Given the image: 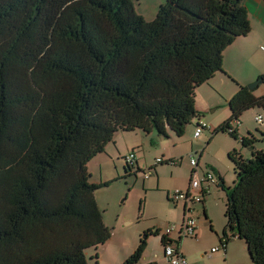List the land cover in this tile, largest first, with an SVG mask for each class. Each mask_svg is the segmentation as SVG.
I'll return each mask as SVG.
<instances>
[{
  "label": "trees",
  "instance_id": "trees-1",
  "mask_svg": "<svg viewBox=\"0 0 264 264\" xmlns=\"http://www.w3.org/2000/svg\"><path fill=\"white\" fill-rule=\"evenodd\" d=\"M135 1L0 0V264H97L111 229L94 192L109 182H92L88 163L119 132L181 138L198 116L196 89L250 31L243 0H164L149 22ZM228 109L212 134L238 146L227 153L233 186L218 178L220 241L230 234L264 264V134L231 127L250 109L264 112V96L238 87ZM159 236L162 253L181 240L147 230L121 264H141Z\"/></svg>",
  "mask_w": 264,
  "mask_h": 264
},
{
  "label": "rangeland",
  "instance_id": "rangeland-1",
  "mask_svg": "<svg viewBox=\"0 0 264 264\" xmlns=\"http://www.w3.org/2000/svg\"><path fill=\"white\" fill-rule=\"evenodd\" d=\"M163 2L164 0H136L135 11L149 22L155 18L158 7ZM259 111L263 112L262 110ZM192 121H195V119ZM192 121L186 126L184 135L181 138L169 134L170 136L166 139L157 137L154 133L151 136L145 135L141 131L124 133L125 136H121L124 139H134V142L139 144L137 148L140 157L139 168L144 173L149 172L151 174L148 179H144L142 174H126L124 171L125 165L121 159L111 161L108 158L107 161L109 163L106 162V170H102L101 173H98L99 169L93 166L94 162L90 164L89 173L92 182H99V174L101 178L104 176L107 178L108 181L104 180V182H109L107 187L100 188L94 192V198L102 213L103 222L105 226L108 224V228L111 229L110 241L97 252L99 264H107V256H105L104 249L108 251L110 245L121 244L123 240L125 243H129L131 240L138 242L140 236L147 230L153 231L160 228L161 231H164L166 227L173 224L176 226L180 225L183 205L182 201L173 199L174 193L177 191L185 193L188 190L191 172L190 158L193 157L196 160L201 149L206 150L211 156V160L218 164L224 187L233 186L235 181L233 165L228 160L227 153H219L218 148L219 146L221 147L224 141L230 144H236V142L225 134L213 136L214 141L212 140L208 145H205L206 142H202V137L198 141L193 140L192 136L195 126ZM206 135L204 134V136ZM112 142L105 149L109 148L114 154L116 153V147ZM98 157H102V155L99 154ZM156 158H170L175 163L156 166L155 175V172L149 169L153 167ZM101 160L105 161L104 156ZM200 162L203 163L204 159H201ZM114 166H116V171ZM205 169V173L207 171V173L213 174L211 170H207L208 167ZM202 172H204V169L201 168L199 173L202 175ZM202 176H204V173ZM212 176L215 179V184L210 186L204 208L206 215L211 221L213 232L209 230V225L207 224L206 229L203 230L202 241L199 245L195 244L194 240L184 239L190 237L181 238L183 242L181 243L184 244L185 248L191 251L196 249L199 252L198 259L205 264H215L220 261L219 256L208 258L207 256L201 257V255L211 247L217 246L216 233L219 234L218 238H220V231L225 226L223 217L225 194L218 186L215 175ZM168 198L172 202L167 201ZM194 209L193 217L201 222L203 220L201 205H196ZM177 232L173 233L175 238H177ZM227 237L230 240L227 247L226 263L252 264L244 242L231 238L230 234ZM213 241H216V243L212 245ZM146 250L149 256H154L155 254L154 258L156 256L161 257L162 248L159 238H150ZM94 255L93 250L87 251L88 260L93 258ZM89 262L94 264L91 260Z\"/></svg>",
  "mask_w": 264,
  "mask_h": 264
},
{
  "label": "crops",
  "instance_id": "crops-1",
  "mask_svg": "<svg viewBox=\"0 0 264 264\" xmlns=\"http://www.w3.org/2000/svg\"><path fill=\"white\" fill-rule=\"evenodd\" d=\"M242 6L245 9L248 16V22L250 26L249 33L244 37H240L234 40V42L223 51L222 72L215 74L207 83L198 87L195 92L194 106L196 113L198 115L196 117H201L205 119L207 123V129L200 134L199 138L196 141L203 138L202 142H206L205 145H208L209 143L212 142L214 138L212 136L213 132L230 118L228 103L230 99L233 97V95L237 92L238 87H248L250 84L258 81L259 78L264 77V0H243ZM250 91H252L253 96L256 98L263 97L264 83L262 84L258 83L257 86ZM262 114L264 113L257 109H250L244 114H242L238 122L231 123V127L235 130V132L239 137H244L247 135V133H253L255 130H257L261 134H264V115ZM256 115H261L263 117V123H257L255 121L254 118ZM193 122L194 121H192V123ZM204 134L207 135L204 136ZM122 135L125 136L124 133H117L113 138L112 143L116 147V153H114L115 156L112 150L106 148L105 154L104 153L101 154L102 157L104 156L105 161L101 160L102 157H98L99 155H97L94 159H92L88 163L87 166L88 171L90 164L94 162L93 166H95L96 169H99L98 173H101L102 170H106L107 163H109L107 161L108 158L111 161H114L115 159H121V161H123V158L131 151L134 152L136 158V165L139 167L138 162L140 157H139V151L137 150L139 144L135 143L134 139H124V137H121ZM149 136H151V134ZM218 149H219L218 150L219 153L222 152L226 154L233 149H238V146L236 144H230L224 141L221 147L219 146ZM205 151L206 150L201 149L199 157L197 159L198 175L201 178L204 177L202 175L203 173L204 175L207 174V171L205 173L206 170L205 168L208 167L207 170H211L213 172L212 175H215L217 180L219 177L221 178V171L217 166L218 164H215L214 161L211 160L212 158L211 156H209V153ZM157 159H162L164 161L171 160L170 158L168 159L156 158L155 161ZM201 159H204L203 163L200 162ZM114 168L116 171V166H114ZM155 168L156 167H154L153 171L155 172L156 175ZM201 168L204 169L202 175L199 173L201 171ZM190 171H192V168ZM104 180L108 181L105 176L101 178V175L99 174V182H104ZM211 185L213 184H207L205 185L206 187L203 185L205 188H208V193L204 196L203 203L200 204L201 212H202V206L203 209L205 210L204 208L205 199L209 194V189ZM168 199L167 201H169ZM181 213L182 214H181L180 223L184 215L183 206ZM206 218L207 219H204L203 217V220L201 222H199L195 218L197 221L195 236L193 238H184V239L194 240L195 244L198 245L201 244L203 237V230L206 229L207 224L211 225V221L207 215ZM176 222L178 223V221ZM106 226L109 227L108 224H106ZM171 226H173L174 229L169 234L168 238L170 241H175L177 238L173 236V233L178 231L177 237L179 236V226H176L175 224ZM158 229L160 230V228ZM222 230L220 232H222ZM211 232H213V228ZM160 233L161 235H163V231L160 230ZM218 235L219 234L216 233L217 242H218L217 246L219 245L220 242V238H218ZM151 238L154 239V237ZM156 238H159V243H160V236ZM149 239H148V244H149ZM182 239L180 240V243L177 246L179 249V253L181 254V256L185 258L187 263L205 264L198 259L199 252H197L196 249L195 251H191L185 248L184 244H182L183 243ZM215 243L216 241H213L212 245ZM106 244L104 246H106ZM137 244L138 242H135L133 240L129 241V243H125L123 240L121 244L110 245L108 251L104 249L105 250L104 252L106 253L105 256H107V264H121L130 254H132ZM227 247H228V243L225 245L223 251L217 252L215 254H210V249L213 248L211 247L208 251L204 252L203 255H201V257L207 256L208 258H212L219 256L220 261H218V263L215 264H227L226 263ZM154 256H149L148 251L145 250L141 258V264H149V263L169 264L166 261L163 253L161 257L156 256L154 258Z\"/></svg>",
  "mask_w": 264,
  "mask_h": 264
},
{
  "label": "built area",
  "instance_id": "built-area-1",
  "mask_svg": "<svg viewBox=\"0 0 264 264\" xmlns=\"http://www.w3.org/2000/svg\"><path fill=\"white\" fill-rule=\"evenodd\" d=\"M254 119L257 123H263V117L261 115H256ZM194 126L195 129L193 132V139L197 140L200 134L207 129V123L203 118L195 117ZM197 159L195 160L193 157L190 158V166L193 173L191 176V180L189 181L188 190L185 193L177 191L174 193L173 197L175 201H182L184 209V215L179 225V236L181 238H193L195 236L197 221L193 217L194 206L202 204L204 196L208 193V188H205L203 185L215 184V179L212 174L207 173L202 178L198 175ZM161 161L162 159H157L154 164H158ZM124 163L127 167H133L135 165L136 158L133 151L129 152L124 157ZM143 177L144 179H148L150 177V173H144ZM173 229V226L166 227L163 231V236L168 237ZM225 243L226 241L224 239H221L218 246L210 249V254H215L217 252L223 251L225 248ZM163 255L169 264H188L185 258L179 253V249L176 244L166 246Z\"/></svg>",
  "mask_w": 264,
  "mask_h": 264
},
{
  "label": "water",
  "instance_id": "water-1",
  "mask_svg": "<svg viewBox=\"0 0 264 264\" xmlns=\"http://www.w3.org/2000/svg\"><path fill=\"white\" fill-rule=\"evenodd\" d=\"M258 83H259V81H256V82L250 84V85L248 86V89H249V90H252L254 87L257 86ZM217 180H218V179H217ZM153 231H154V230H153Z\"/></svg>",
  "mask_w": 264,
  "mask_h": 264
}]
</instances>
